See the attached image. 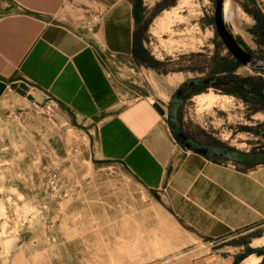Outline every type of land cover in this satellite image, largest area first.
<instances>
[{
  "label": "rangeland",
  "instance_id": "rangeland-1",
  "mask_svg": "<svg viewBox=\"0 0 264 264\" xmlns=\"http://www.w3.org/2000/svg\"><path fill=\"white\" fill-rule=\"evenodd\" d=\"M226 4L228 30L264 61V0ZM214 9L215 0H139L140 64L155 70H139L136 82L169 117L183 84L219 80L222 90L189 88L178 121L195 141L252 163L264 159V73L236 65ZM41 108L16 97L0 104V264H264V226L211 246L190 239L80 130L59 128Z\"/></svg>",
  "mask_w": 264,
  "mask_h": 264
},
{
  "label": "crops",
  "instance_id": "crops-1",
  "mask_svg": "<svg viewBox=\"0 0 264 264\" xmlns=\"http://www.w3.org/2000/svg\"><path fill=\"white\" fill-rule=\"evenodd\" d=\"M138 1L0 0V104L16 97L44 106L59 128L80 130L98 159L123 169L194 241L256 231L264 159L242 168L177 142L165 109L136 82L139 70H155L140 64Z\"/></svg>",
  "mask_w": 264,
  "mask_h": 264
},
{
  "label": "water",
  "instance_id": "water-1",
  "mask_svg": "<svg viewBox=\"0 0 264 264\" xmlns=\"http://www.w3.org/2000/svg\"><path fill=\"white\" fill-rule=\"evenodd\" d=\"M225 2L226 0H215V9L213 16V25L221 44L231 56V58L235 61V63L238 64V66H242L254 72L264 73V61L246 51L228 30L223 14ZM218 84L219 80L217 79L193 80L183 84L169 102L168 121L170 125L173 126L171 131L175 136L177 142L189 151H192L203 157H218L228 162L242 163L243 161L248 160L249 156H244L234 151L212 147L203 143L196 142L183 132L182 127L178 121V112L182 103V97L186 89L190 87L219 88Z\"/></svg>",
  "mask_w": 264,
  "mask_h": 264
},
{
  "label": "bare ground",
  "instance_id": "bare-ground-1",
  "mask_svg": "<svg viewBox=\"0 0 264 264\" xmlns=\"http://www.w3.org/2000/svg\"><path fill=\"white\" fill-rule=\"evenodd\" d=\"M226 3H227V0H226V2L224 4L223 14H224V18H225L226 24L227 23L229 24L232 21L233 13H232L230 8H227V4ZM230 25H231V23H230ZM232 34L234 35V33H232ZM243 264H255V259H253V258L252 259H248L245 262H243Z\"/></svg>",
  "mask_w": 264,
  "mask_h": 264
},
{
  "label": "flooded vegetation",
  "instance_id": "flooded-vegetation-1",
  "mask_svg": "<svg viewBox=\"0 0 264 264\" xmlns=\"http://www.w3.org/2000/svg\"><path fill=\"white\" fill-rule=\"evenodd\" d=\"M219 88H220V90H222V87H219ZM188 89H186L185 93L188 91ZM185 93H184V95H185ZM184 95H183V97H184ZM183 97H182V100H183ZM250 160H251V158H249L248 160L243 161L242 164L250 165Z\"/></svg>",
  "mask_w": 264,
  "mask_h": 264
},
{
  "label": "trees",
  "instance_id": "trees-1",
  "mask_svg": "<svg viewBox=\"0 0 264 264\" xmlns=\"http://www.w3.org/2000/svg\"><path fill=\"white\" fill-rule=\"evenodd\" d=\"M236 65H238V64L236 63Z\"/></svg>",
  "mask_w": 264,
  "mask_h": 264
}]
</instances>
